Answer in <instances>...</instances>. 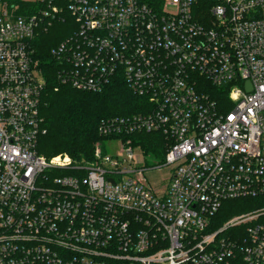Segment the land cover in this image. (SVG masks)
Here are the masks:
<instances>
[{"label":"built area","instance_id":"built-area-1","mask_svg":"<svg viewBox=\"0 0 264 264\" xmlns=\"http://www.w3.org/2000/svg\"><path fill=\"white\" fill-rule=\"evenodd\" d=\"M27 2L0 0V264H264V208L213 222L224 200L264 197V0ZM65 13L58 81L100 92L121 78L145 100L99 121L86 162L38 152L34 40ZM138 132L162 137L160 191Z\"/></svg>","mask_w":264,"mask_h":264},{"label":"trees","instance_id":"trees-1","mask_svg":"<svg viewBox=\"0 0 264 264\" xmlns=\"http://www.w3.org/2000/svg\"><path fill=\"white\" fill-rule=\"evenodd\" d=\"M22 11L32 10L33 3L17 0ZM63 20H55L42 27L34 40L35 57L45 81L40 113L46 133L39 139L38 152L51 157L67 154L73 162L91 159L94 144L101 137L97 133L99 121L112 115H128L143 110V97L134 94L121 78L113 79L100 92L77 90L57 79L58 63L51 49L69 32L65 27L71 18L66 13ZM131 139L139 143L144 152L149 149L164 158L162 137L157 133L138 132ZM264 206V197L224 200L213 217L218 227L231 216Z\"/></svg>","mask_w":264,"mask_h":264},{"label":"rangeland","instance_id":"rangeland-1","mask_svg":"<svg viewBox=\"0 0 264 264\" xmlns=\"http://www.w3.org/2000/svg\"><path fill=\"white\" fill-rule=\"evenodd\" d=\"M9 1L11 3L17 0H9ZM24 1H28V0H24ZM165 10L168 11L170 9L168 8ZM73 28H74L73 20L72 18H70L68 21V25L65 27L66 31L70 30V32L67 35L72 33ZM98 142L99 140H97L95 143L97 144ZM100 143H101V147H103V149L109 154H113V155L119 154L118 150H119L120 145L117 140H114V139L105 140ZM134 150H135V153H139V152L141 154L143 153L141 148H136ZM57 155L69 157L65 153H60ZM57 155H54V156H57ZM142 155H143V162L139 164V167L143 169V176L145 178L146 184L150 186L152 189H154L155 191L162 190L169 183L170 174H171V165H168V164L165 165L164 158L161 157L159 154L158 155L154 154L150 149L146 151L145 154H142ZM258 208H264V207L263 206L256 207V208L253 207L250 210H254ZM248 211H243L241 213L248 212Z\"/></svg>","mask_w":264,"mask_h":264},{"label":"water","instance_id":"water-1","mask_svg":"<svg viewBox=\"0 0 264 264\" xmlns=\"http://www.w3.org/2000/svg\"><path fill=\"white\" fill-rule=\"evenodd\" d=\"M248 90H250V87H248Z\"/></svg>","mask_w":264,"mask_h":264}]
</instances>
